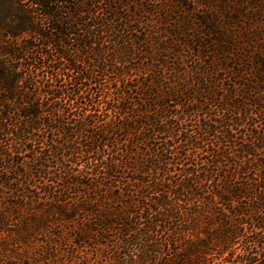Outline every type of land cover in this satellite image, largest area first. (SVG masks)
Masks as SVG:
<instances>
[{
    "label": "trees",
    "instance_id": "16d2710c",
    "mask_svg": "<svg viewBox=\"0 0 264 264\" xmlns=\"http://www.w3.org/2000/svg\"><path fill=\"white\" fill-rule=\"evenodd\" d=\"M0 264H264V0H0Z\"/></svg>",
    "mask_w": 264,
    "mask_h": 264
}]
</instances>
